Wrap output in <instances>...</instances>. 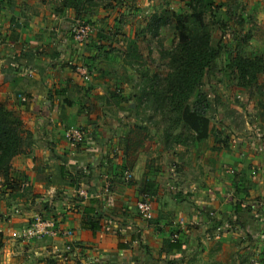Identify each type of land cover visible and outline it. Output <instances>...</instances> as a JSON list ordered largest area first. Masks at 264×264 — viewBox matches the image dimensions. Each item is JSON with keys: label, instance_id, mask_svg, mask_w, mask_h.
Instances as JSON below:
<instances>
[{"label": "crops", "instance_id": "1", "mask_svg": "<svg viewBox=\"0 0 264 264\" xmlns=\"http://www.w3.org/2000/svg\"><path fill=\"white\" fill-rule=\"evenodd\" d=\"M61 2L0 0V36L5 37L0 45V103L20 114L32 135L31 145L13 158L14 188L0 198V264H226L229 251L234 264L238 245L229 241L232 233H218L207 211H216L220 220L228 213L235 169L243 183L238 186L245 197L242 205L264 200V148L257 147L261 141L239 151L230 129L213 131L211 123L208 137L170 147L163 152L161 167L150 168L155 150L133 147L126 132L114 134L119 125L114 119L96 111L106 99L95 96L87 102L78 97L80 90L84 94L93 85L90 93H98L106 84L98 70L83 76L69 66L77 61L81 69L93 61L68 34L69 25L62 22L65 11L57 6ZM67 8L69 14L74 10ZM71 125L88 128L77 146L65 134ZM221 133H227V143L218 142ZM128 170L130 180L125 178ZM143 191L154 196L150 219L137 208ZM250 213L244 214L247 229L258 238L264 235L263 223ZM86 216L99 220L101 228L83 226ZM36 217L72 230V236L11 238L13 230ZM178 225L183 230L177 232L176 248L171 240ZM70 241L76 243L72 251L66 250ZM258 242L252 248L263 251L261 238ZM240 252L244 263L248 250Z\"/></svg>", "mask_w": 264, "mask_h": 264}, {"label": "rangeland", "instance_id": "2", "mask_svg": "<svg viewBox=\"0 0 264 264\" xmlns=\"http://www.w3.org/2000/svg\"><path fill=\"white\" fill-rule=\"evenodd\" d=\"M83 5L84 8L78 15L73 9L70 14L67 12V7L62 9V2L57 5L61 11H65L62 22L69 24L68 34L72 35L74 28L72 23L75 22L90 27L85 32V39L76 44L86 52L93 63L86 61L81 69L78 68L77 61L69 63V66L83 76H93V72L97 70L102 72L101 80L106 87L98 90V93L94 91L91 94L90 89L93 86L91 85L84 94L83 92L80 94V90L78 97L87 102H91L95 96L106 99V104L99 106L101 110L96 111H101L105 119L109 117L114 119L116 125L119 124L113 128L114 134L126 132V139H129L128 142L133 147L138 146L142 149L152 147L155 150L157 155L149 161L150 168L161 167L159 164L163 161V152L169 149L167 139L173 138L176 133L182 132L189 141L188 144L202 141L203 139L196 137V132L184 128L179 117L185 103L194 102L196 92L185 101H176V107L173 100L171 101L167 96L164 100L160 93H152L150 96L145 93V90H149L152 85L162 90L165 77L171 70L170 56L179 40L172 12L191 14L194 11H202L198 1L84 0ZM53 7L55 8L54 5ZM156 15H162L164 19L155 34L152 25ZM203 15L211 34L210 43L217 51L204 67L198 87V90L207 94L211 102L207 114L211 118L212 130L215 131L219 127L223 131L230 129L233 134L230 136L234 141L233 145L239 151L243 152L246 146H256L257 141H261V145L257 144V147L262 149L264 148V71H258L253 80L242 83L240 64L244 65L245 70L251 71L253 67L250 63L253 59L258 58L260 63H264V0H212L203 9ZM92 106V103L88 104L89 113L92 111ZM76 126L88 130L83 125L70 127ZM226 134L221 133L219 143H227ZM228 145H231L230 142ZM167 156L166 162L169 164L170 158ZM230 172H233L232 168ZM13 174L15 177L17 172H14L12 166V178ZM233 178L235 181L233 186H230L233 190L229 211L221 217L223 228L217 227V232L232 233L229 241L238 245L234 254V264H251L253 257L257 259L256 263L264 264V235L258 234L259 237L255 238L253 232L250 233L247 229L249 219H244V214L247 215L249 212L248 215H251L250 212H253V215L263 223L264 206L259 205L260 201L255 202L254 205L246 203L243 206L242 198L245 197H240L238 192V186H243V183H240L241 175L236 174V169ZM1 180L0 178V198L1 194L9 193L8 188L11 189L10 186H2ZM237 204H240V208ZM254 206L256 210L253 209ZM207 217L210 221H214V224L219 220L216 219V211L215 215L207 211ZM189 222L194 223L193 220ZM249 225L254 228L252 223ZM179 226L173 228L172 238L174 232L183 230ZM14 232L15 230L11 232V238L19 241V238L14 237ZM260 238L261 242L263 241V251L257 252L252 248V244L256 245ZM34 239L37 238L20 239V241ZM242 248L248 250L244 263L241 259L244 255L240 252ZM229 252L225 254L226 264H233L230 263ZM220 264L224 262L220 261Z\"/></svg>", "mask_w": 264, "mask_h": 264}, {"label": "trees", "instance_id": "3", "mask_svg": "<svg viewBox=\"0 0 264 264\" xmlns=\"http://www.w3.org/2000/svg\"><path fill=\"white\" fill-rule=\"evenodd\" d=\"M197 1L202 7V11H194L191 14L177 11L172 12L179 40L175 50L170 56L171 70L165 77V85L162 90L154 88L152 85L149 90H145V93H147L148 96L152 93H160L163 95L164 100L167 99V96L171 101L173 100L174 107H176V101H185L187 97L196 92L194 102L192 104L186 102L181 109V115L179 117L187 131H194L198 139H204L208 137L211 130V118L207 114L211 102L207 94L198 90V87L204 67L207 65V62L216 55L217 51L210 43L211 34L207 29L203 15V9L206 7V4L211 3L212 0ZM83 3L84 0H62L63 8L72 7L77 15L80 14L84 8ZM163 19L164 16L162 15L154 16L152 29L155 34L158 32L160 22ZM3 39L5 41L4 37ZM250 64L253 67L251 71L245 70L244 65H242V63L240 64V74L241 78H243L242 83L253 80L258 71H264V63H260L258 58L255 60L253 59ZM183 137L184 135L181 132L176 133L173 138L167 139L169 144L168 148L173 147L174 144H188L189 141ZM31 143L32 135L25 128L21 115L7 108L3 103H0V178L2 179V186L7 185L8 187L14 188V186L11 185L12 160L15 156L25 152ZM76 199H82V196ZM99 202L101 204V201ZM237 207L240 208V204H237ZM209 213L215 215L214 210H210ZM82 221L83 226L93 231L101 228L99 220H95L91 216H86ZM215 224L217 228L222 226L223 223L222 220L219 219ZM178 237L171 240L172 247H180V240ZM3 245V233L0 232V249ZM254 261H251V264H253Z\"/></svg>", "mask_w": 264, "mask_h": 264}, {"label": "built area", "instance_id": "4", "mask_svg": "<svg viewBox=\"0 0 264 264\" xmlns=\"http://www.w3.org/2000/svg\"><path fill=\"white\" fill-rule=\"evenodd\" d=\"M72 24L74 25L72 32L73 39L75 42L81 43L85 39L86 30L90 29V27L77 24L76 22ZM81 31L83 32L81 33ZM3 37L4 34L0 36V45L2 44ZM87 133L88 131L85 128L76 126V127H69L66 130L65 134L69 143L72 146H77L86 139ZM131 177H132L131 172L129 170L126 171L125 178L127 180H130ZM153 197L154 196L152 193L148 191H144L141 193L140 198L137 202V208L139 213L141 214V216H143L146 219H150L153 217ZM259 205L264 206V200L260 201ZM262 219H263V227H264V212ZM219 228L221 229V226H219L218 229ZM54 234H63L66 237H70L72 236V230L70 229L63 230L61 228H58L57 224L53 221H46V220H42L40 217H36L35 221L31 222L28 225L22 226L17 230L15 229V232L13 233L14 237L19 239H26V238L41 239L44 238L45 236H52ZM177 237L178 234L175 233L173 239H176ZM75 245H76L75 241H70L66 245L67 250L72 251ZM256 262L257 261L255 260L253 264H258Z\"/></svg>", "mask_w": 264, "mask_h": 264}]
</instances>
